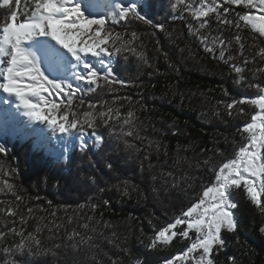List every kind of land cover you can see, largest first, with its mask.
<instances>
[{
	"label": "trees",
	"instance_id": "1",
	"mask_svg": "<svg viewBox=\"0 0 264 264\" xmlns=\"http://www.w3.org/2000/svg\"><path fill=\"white\" fill-rule=\"evenodd\" d=\"M28 2L31 4L32 0ZM113 2L106 0L96 16H105L108 31L119 33L122 43L132 41L137 51L144 52L145 59L123 52L107 61L114 75L127 83L126 87L116 85L109 90L103 81L89 86L86 81L72 79L69 70L62 78L74 89L79 88L71 97V104L63 93L49 98L60 106L56 115L67 112L68 123L77 118L78 128L84 113L91 111L102 143L95 144L93 129L87 127L83 137L73 129L64 141L49 133H22L18 129L25 122L0 127V144L6 149L0 153V232L8 234L3 246L14 248V242L19 240L11 235L13 228L23 229L26 235L31 233L40 240L39 246L29 245L8 255L15 264L174 261L190 246V240L176 237L168 246L151 248L149 237L198 202L203 189L214 183L212 168L232 158L243 143L237 130L258 112L245 104L238 105L243 113L228 115L225 103L256 98L257 86L264 87V71H257L264 69L258 56L264 50V36L243 30L241 49L235 43L234 28L225 29L210 20V29L204 31L209 46L217 37L232 41L229 50L237 64L242 62V56H257L244 71L245 82L238 84L236 74L219 59L218 51L206 52L201 39L189 34L188 22L180 18L187 17L188 10L179 11L182 6L177 0H120L136 3L141 15L163 24L164 30L140 21H113ZM191 2L195 5V0ZM173 4H177V11H173ZM20 7L24 9L23 0ZM8 14L9 9L0 0V27ZM191 23L195 25L196 21ZM133 32L137 34L135 38ZM92 64L102 69L98 58ZM248 82L253 87H248ZM128 97L131 103L125 99ZM89 105L94 107L90 109ZM109 109L119 114V118L114 115L109 121L112 127H106L98 117L99 112ZM129 110L135 113V122L123 125ZM129 127L133 135L125 136ZM81 139L86 142L83 149ZM205 160L209 161L207 166ZM8 184L13 186L12 191L7 189ZM17 196L22 199L17 201ZM232 199L237 204L233 210L237 229L235 233L222 232L226 244L215 255L216 264H232L229 257L235 258L236 264H264V232L260 231L264 228V215L243 190H236ZM86 204L97 207H80ZM13 205L19 213L15 217L5 211ZM21 216L26 223H20ZM85 224L87 228L83 227ZM73 232L86 242L78 243L79 237L72 238ZM5 255L0 248V264Z\"/></svg>",
	"mask_w": 264,
	"mask_h": 264
},
{
	"label": "snow or ice",
	"instance_id": "2",
	"mask_svg": "<svg viewBox=\"0 0 264 264\" xmlns=\"http://www.w3.org/2000/svg\"><path fill=\"white\" fill-rule=\"evenodd\" d=\"M21 3L22 0H2V6L9 9V14L0 27V93L6 94L0 95V104L10 105L9 98L14 97L16 113L27 117L30 122L46 123L53 133L70 134L71 130L76 129L80 132V137H83L85 127L93 129L95 144L100 145L103 137L96 131L97 120L91 111L84 113V120L79 122L78 128L77 118L68 123L67 112L56 115L60 106L49 98L63 93L69 97L68 103L71 104V97L79 88L74 89L66 78H62L69 70L72 79L77 82L86 81L89 86L103 81V86L109 90H113L116 85L126 87L127 83L114 75L111 64L107 61L123 52L145 59L144 52L137 51V46L132 41L122 43L119 33L113 35L108 31L106 17L96 16V11L104 6L106 0H32L31 4L28 0H23L27 11L21 9ZM177 4L182 6L179 11L188 10V16L180 18L188 22L189 34L201 39L206 52L218 51L219 59L230 65V70L236 74L237 83H244V71L249 63H255L257 56L253 55L251 59L242 56V62L237 64L236 57L229 50L232 41L217 37L212 41V46H209V38L204 35V31L210 29V20H215L219 27L234 28L235 43L243 49L244 42L240 34L243 30L264 36V0H195V5L191 0L188 3L177 0ZM177 4L172 5L173 11L178 10ZM234 6L242 10L236 11ZM111 7L113 21L129 24L140 21L153 29L164 30L163 24H156L141 15L136 3L125 4L114 0ZM191 20L196 21L195 25ZM136 35L135 32L132 33L133 38ZM217 44L220 45L218 49ZM89 54L98 58L101 70L87 59ZM258 56L264 63V50ZM69 60L70 63L67 62ZM247 86L253 87V84L248 82ZM257 88L259 94L256 98H241L225 103L228 115L243 113L244 109L238 105L248 104L259 109L250 116L249 122L237 130L243 140L238 145V151L227 162L212 168L214 183L203 189L197 203H193L179 217L174 218L173 222L149 237L151 248L168 246L176 237L191 241L182 254L166 264H216L215 255L226 244L222 232L235 233L237 229L233 211L237 204L232 199L236 190H243L250 203L264 215V87ZM225 94H228L227 90ZM125 99L131 103L130 97ZM93 107L94 105H89L90 109ZM16 113L10 107L0 109V127L15 125L19 120ZM114 115L119 118L118 112H113L112 109L98 113L99 120L106 127L114 126L109 124ZM135 119V113L129 110L122 124L131 126ZM18 130L26 134L43 135L28 125ZM123 134L133 135L131 127ZM85 147L86 142L81 139V148ZM128 147L134 145L128 144ZM5 151L3 144H0V153ZM203 163L207 166L209 161L205 160ZM6 187L9 191L13 190L11 184ZM16 199L20 201L22 198L17 196ZM85 206H90L92 210L97 207L87 204L80 207ZM14 208L15 205L6 207L5 211L15 217L19 213ZM31 212L32 209H29V213ZM52 215L55 216V213ZM71 219L70 217L69 220ZM20 223H26L23 216ZM83 227L87 228L88 225ZM260 231L264 232V228ZM10 233L13 237H19V240L14 242V248L11 245L4 247L8 234L0 232V248L6 254L3 264H15L7 258L15 251L40 244L35 235H26L23 229L13 228ZM76 237H79L78 243L86 242L79 233L73 232L72 238ZM229 260L236 264L235 258L229 257Z\"/></svg>",
	"mask_w": 264,
	"mask_h": 264
},
{
	"label": "rangeland",
	"instance_id": "3",
	"mask_svg": "<svg viewBox=\"0 0 264 264\" xmlns=\"http://www.w3.org/2000/svg\"><path fill=\"white\" fill-rule=\"evenodd\" d=\"M101 8H99L97 11H96V13L98 14H100V12H101ZM256 15H259V13L258 12H256L255 13ZM69 57H70V54H69ZM87 59L92 63L93 61H94V59H95V57H92L90 54L88 55V57H87ZM68 63H70V60L69 61H67ZM42 69H43V65H42ZM67 72V71H66ZM65 72V73H66ZM46 75H47V73H46ZM51 78V77H50ZM9 100H10V105H3V104H0V109H2V108H11V111L12 112H14V113H16V110H15V105H14V101H15V98L14 97H11V98H9ZM258 111H259V109H258ZM16 115L19 117V120H18V122L17 123H20V122H25V125H28L31 129H40L42 132H43V134H51V135H53V136H55L56 138H58V139H60V140H62V141H64V138H65V136H67L66 134H61V133H59V132H56V133H53L50 129H49V127H47V128H44V127H41L42 126V124L41 123H39V122H30V121H28V119H27V117H24L23 115H21V114H19V113H16ZM193 235H194V233H192ZM174 239V238H173ZM186 264V263H185Z\"/></svg>",
	"mask_w": 264,
	"mask_h": 264
},
{
	"label": "bare ground",
	"instance_id": "4",
	"mask_svg": "<svg viewBox=\"0 0 264 264\" xmlns=\"http://www.w3.org/2000/svg\"><path fill=\"white\" fill-rule=\"evenodd\" d=\"M0 95H6V94L0 93ZM66 137H67V136H65V138H64V139H66Z\"/></svg>",
	"mask_w": 264,
	"mask_h": 264
}]
</instances>
